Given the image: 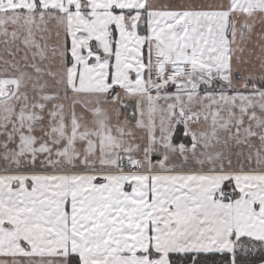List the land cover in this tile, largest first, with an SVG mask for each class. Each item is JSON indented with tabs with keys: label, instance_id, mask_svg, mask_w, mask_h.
Wrapping results in <instances>:
<instances>
[{
	"label": "snow or ice",
	"instance_id": "obj_1",
	"mask_svg": "<svg viewBox=\"0 0 264 264\" xmlns=\"http://www.w3.org/2000/svg\"><path fill=\"white\" fill-rule=\"evenodd\" d=\"M0 264H264V0H0Z\"/></svg>",
	"mask_w": 264,
	"mask_h": 264
}]
</instances>
